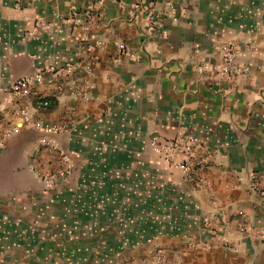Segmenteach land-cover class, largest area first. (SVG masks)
I'll use <instances>...</instances> for the list:
<instances>
[{"label": "crops", "instance_id": "0c3cea01", "mask_svg": "<svg viewBox=\"0 0 264 264\" xmlns=\"http://www.w3.org/2000/svg\"><path fill=\"white\" fill-rule=\"evenodd\" d=\"M148 1L0 0V103L44 67L93 66L49 107L46 77L0 110V264H144L157 246L165 264H264L249 177L264 187V0H158L153 31L134 8ZM74 9L96 16L94 50ZM37 21L48 27L28 36ZM224 44L238 48L230 75ZM154 134L193 138L198 178L167 166ZM63 155L71 174L46 189L35 169L59 171Z\"/></svg>", "mask_w": 264, "mask_h": 264}, {"label": "built area", "instance_id": "2783aa9c", "mask_svg": "<svg viewBox=\"0 0 264 264\" xmlns=\"http://www.w3.org/2000/svg\"><path fill=\"white\" fill-rule=\"evenodd\" d=\"M158 0H149L147 3L134 4V8H142L146 12L145 23L149 31H153L158 22V17L155 12V6ZM171 8L173 5L171 4ZM81 17L78 10L74 9L73 23L74 33L78 40L82 43V52L94 50L91 44V29L96 23V16L91 12H87ZM48 26L44 21L35 22L31 28L27 31L28 36L33 37L37 35L41 30L46 29ZM80 33V34H79ZM119 49L122 53L128 54L133 60H137L139 57L137 53L128 45L120 43ZM222 55L225 59V65L222 67V73L230 75L234 72H238L237 68L233 65L235 57L238 53V48L234 44H224L221 49ZM93 60H98L99 56L94 55ZM198 68V67H197ZM77 70H85L86 72H92L93 66L90 62H84L78 60L75 63H70L64 67L56 68L54 66H47L42 68L38 73L34 75H25L14 81H12L6 88L7 97L4 102L0 103V110L6 109V105L11 101L10 97L16 95H27L31 93V87L35 82L44 81L47 77V81L54 87L52 98L48 96H38V103L42 107H49L53 100L61 98L63 93L67 91V81L71 78L75 80V72ZM73 82V81H72ZM74 84H71V88H74ZM25 112V110H22ZM1 127V122H0ZM19 128L17 126L7 127L4 131V137H10ZM152 149L158 153L163 162L167 166H173L180 168L189 179L198 178V167L201 166L202 161L197 160L194 157L195 141L189 136H177L175 138H162L157 134H154L150 141ZM63 166L57 172H43L35 169L36 174L43 182L46 189L54 187L59 181L66 180L71 174L73 165L66 155H63ZM250 187L252 190L258 192L261 196H264V187L261 185L257 173L251 172L250 175ZM219 216L216 214L214 218ZM241 230H246L247 226L242 224ZM261 233L264 238V227L261 229ZM167 254L164 248L157 246L152 254L151 259L145 260L144 264H165Z\"/></svg>", "mask_w": 264, "mask_h": 264}]
</instances>
